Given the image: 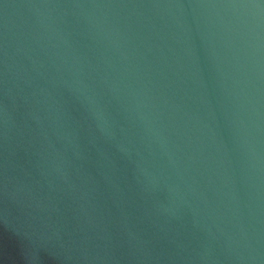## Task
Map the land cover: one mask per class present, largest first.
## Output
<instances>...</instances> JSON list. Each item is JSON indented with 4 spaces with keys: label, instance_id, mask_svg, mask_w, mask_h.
Instances as JSON below:
<instances>
[{
    "label": "water",
    "instance_id": "95a60500",
    "mask_svg": "<svg viewBox=\"0 0 264 264\" xmlns=\"http://www.w3.org/2000/svg\"><path fill=\"white\" fill-rule=\"evenodd\" d=\"M0 264H264V0H0Z\"/></svg>",
    "mask_w": 264,
    "mask_h": 264
}]
</instances>
